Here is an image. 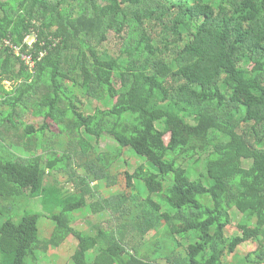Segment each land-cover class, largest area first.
<instances>
[{"label": "trees", "instance_id": "1", "mask_svg": "<svg viewBox=\"0 0 264 264\" xmlns=\"http://www.w3.org/2000/svg\"><path fill=\"white\" fill-rule=\"evenodd\" d=\"M110 32L118 56L99 51ZM79 94L104 109L85 114ZM29 107L40 127L21 120ZM49 122L77 140L82 157L95 152L83 135L118 145L86 166L75 192L46 184L71 166L69 152L53 151L44 164L6 142L10 128L22 127L32 147ZM130 151L150 165L124 173L127 190L143 186V200L122 193L90 205L121 222L112 232L73 227L91 184L116 183L111 169ZM189 161H204L205 174L193 178ZM39 199L42 213L21 207ZM2 203L0 264H38L70 237L78 242L73 264H229L251 242L258 246L242 263L264 264V0H0ZM234 210L246 219L228 237ZM45 216L56 227L41 240ZM153 232L160 250L174 243L159 253L164 263L127 248L130 236ZM188 238L186 247L180 240ZM183 246L184 257L171 256Z\"/></svg>", "mask_w": 264, "mask_h": 264}, {"label": "rangeland", "instance_id": "2", "mask_svg": "<svg viewBox=\"0 0 264 264\" xmlns=\"http://www.w3.org/2000/svg\"><path fill=\"white\" fill-rule=\"evenodd\" d=\"M121 42L116 38L113 32L108 34L107 42L100 47V53H106L113 56H118L120 54ZM5 86L7 89L11 90L13 84L10 82H6ZM79 100L83 103V111L85 114H93L98 107H102L104 109L105 103H99L94 99H86L82 94H79ZM34 108L29 107L28 110L22 115L21 120L24 121L26 124H31L36 127H40L44 120L42 118H35L32 114ZM23 135V128H10L7 133V140L6 142L15 144L21 148L20 154L26 157H33L35 155H41L43 163L46 164L51 152L56 151L61 155L65 152H69L73 159L72 164L69 166L68 170H61L58 172H53L47 176L46 184L47 185H54L58 188H64L66 191L75 192L77 191L76 179L77 176L85 174L87 170V165L92 164V162H96L97 155L104 154V153H111L118 149V145L116 142L111 139L103 136V139L95 140L94 138H88L87 136L83 135L85 139H87L94 147V153H90L88 157H82L80 155V147L77 145V140H75V145L70 144V138L67 134H63L58 126L52 122H49V130L46 132L44 138L38 137L35 139V145L32 147L26 146L25 142L21 139L20 136ZM76 138V136L74 137ZM78 139V137H77ZM166 143L170 140V135H167ZM132 153L124 154V157L119 159L115 162L114 167L111 169V173L117 178L116 183H110L108 185L105 180L103 181H96L95 183L91 184L92 187L95 186L93 194L87 197L88 206L84 209H80L75 212V218L72 222L73 227H78L81 230L96 234L99 230L112 232L115 230V227H122L121 222H117L114 220L113 216L109 211L104 213L96 214L91 209L90 205L96 203L97 201L107 199L113 197L118 194H127L130 197L135 195V201L138 203L143 200V196L146 193H143V186H137V183L131 190H127L125 182L123 180L125 171H129V173H134L135 170L142 164L145 163L147 168H150V165L144 160V158L136 155L133 151ZM125 158L127 159V163L125 162ZM193 161H189L188 163L184 164L187 168L195 167L193 178L199 177L201 174H205V163L202 161L199 165H193ZM72 170H75L77 174H73ZM170 182L173 180V177H169L168 179ZM75 181V182H74ZM170 183H166L165 189H167ZM63 196L66 194L64 191L62 192ZM54 200L55 195L51 196ZM153 198L163 203V197L159 195H154ZM6 206L8 204L2 203V206ZM22 208L31 209L37 212H43V204L39 200H34L30 202V204L21 203ZM17 208V207H15ZM48 213V212H46ZM49 214V213H48ZM246 219V217L239 213L238 211L234 210L232 215V223L227 228V236L233 237L236 235L241 234L240 224ZM56 223L48 217H42L39 221V229H40V238L41 240L50 238L51 234L55 230ZM130 239L127 241V248L131 250V252H138V254L142 255L143 257L157 261L159 263H164L165 254L161 253V250L164 252L166 250L170 251L171 248L174 246V243L171 242L167 245L161 247V250L157 245H159L160 241H157V235L155 232L151 233L150 235L141 238L138 236H130ZM157 241V242H156ZM182 244L186 247L190 243V238L185 239L184 241L180 240ZM257 243L251 242L247 243L242 247L238 248V252L234 256H230L227 258V262L229 264H243L244 258L247 254L253 252L257 248ZM186 247H177L173 252V257H184L186 255ZM78 248V242L70 237L67 241L58 248H50L47 253L40 254V262L38 264H73L72 257L75 251ZM94 254L91 253L90 256L92 257Z\"/></svg>", "mask_w": 264, "mask_h": 264}, {"label": "built area", "instance_id": "3", "mask_svg": "<svg viewBox=\"0 0 264 264\" xmlns=\"http://www.w3.org/2000/svg\"><path fill=\"white\" fill-rule=\"evenodd\" d=\"M33 42H34V39L31 38V39L29 40V43L32 44ZM25 59H26V61H27L29 64H32V63H33L31 57L27 56V57H25Z\"/></svg>", "mask_w": 264, "mask_h": 264}]
</instances>
